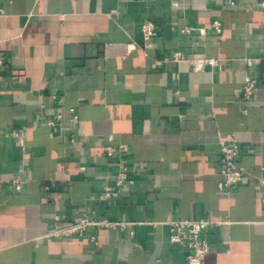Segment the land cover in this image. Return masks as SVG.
I'll list each match as a JSON object with an SVG mask.
<instances>
[{"label": "crops", "instance_id": "1", "mask_svg": "<svg viewBox=\"0 0 264 264\" xmlns=\"http://www.w3.org/2000/svg\"><path fill=\"white\" fill-rule=\"evenodd\" d=\"M235 2L0 0V264H109L115 251L187 264L167 223L201 218L214 223L204 264H264V67L245 65L264 57V0ZM173 51L216 64L164 61ZM247 75L251 101L238 97ZM11 131L25 132L23 150ZM228 137L245 177L225 190ZM123 164L134 184L97 200ZM84 215L122 226L48 237Z\"/></svg>", "mask_w": 264, "mask_h": 264}, {"label": "built area", "instance_id": "2", "mask_svg": "<svg viewBox=\"0 0 264 264\" xmlns=\"http://www.w3.org/2000/svg\"><path fill=\"white\" fill-rule=\"evenodd\" d=\"M228 5L231 7L236 6L235 0H226ZM173 7L177 8L181 5L182 0H170ZM211 27L216 33L220 32V23L214 22ZM141 34L143 42L149 41L155 33L154 23L148 21L141 25ZM196 29L190 27H184L180 30L182 34L190 35L195 32ZM203 33V30H200ZM164 61H171L173 63L179 64L182 62H189L193 65L194 69H201L205 64L215 65L214 60H199L193 61L185 56L182 51H173L170 53V57ZM1 63V62H0ZM246 69L250 70L253 67H264V57L258 58H247L245 60ZM258 82L256 79L246 76L239 92V99L243 101H251L257 90ZM68 112L73 114V109H68ZM61 115H57L58 119H61ZM52 125V122H48ZM8 136L14 139L20 148L23 150L25 148V132L23 131H11ZM219 174L221 176V183L218 185L219 189H231L237 184L241 183L245 177V170L238 166L237 161L240 155V147L238 143L231 137L219 140ZM113 149L108 151V155H112ZM128 166L123 164L117 171L112 185H104L101 188L100 193L96 196V199L101 202H107L115 199L119 196L122 189L125 186H132L133 180L129 178ZM11 183L16 191H20L22 188V183L19 178L11 179ZM257 186L264 192V177H260L257 180ZM262 203H264V196L261 198ZM214 223L208 219L201 218L196 220H179L167 223L168 226V238L169 243L186 254L187 264H204L205 256L209 252V242L207 239V229ZM118 226H122L119 223L110 222L108 220H93L88 216H82L74 224L52 231L48 237L55 238L57 240H62L70 237H84L90 229H116ZM92 241L95 238L90 237Z\"/></svg>", "mask_w": 264, "mask_h": 264}, {"label": "water", "instance_id": "3", "mask_svg": "<svg viewBox=\"0 0 264 264\" xmlns=\"http://www.w3.org/2000/svg\"><path fill=\"white\" fill-rule=\"evenodd\" d=\"M152 262H153V259L148 264H151ZM85 264H91V263L86 262ZM109 264H126V263L123 261H119L117 259V252L115 251L111 256V260H110Z\"/></svg>", "mask_w": 264, "mask_h": 264}]
</instances>
